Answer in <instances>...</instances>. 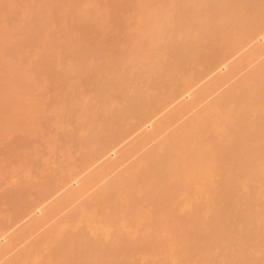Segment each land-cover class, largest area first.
I'll list each match as a JSON object with an SVG mask.
<instances>
[{"label": "bare ground", "instance_id": "6f19581e", "mask_svg": "<svg viewBox=\"0 0 264 264\" xmlns=\"http://www.w3.org/2000/svg\"><path fill=\"white\" fill-rule=\"evenodd\" d=\"M108 2L106 5L105 0H35L33 3L31 0H0V119L3 122L0 120V143L7 140L4 136L9 137L16 132V136L19 135L15 139L18 140L16 147L22 143L25 150L30 140L26 136L28 134H24L26 131L29 135L38 133L43 138V145L49 146L50 142L52 146V142H58V135L53 139L48 130L56 129L60 138L65 136L64 142L70 140L66 145L78 142L83 152L77 163L79 174L71 172L73 174L67 178V173V179L62 181V176L65 177L70 170V163L68 166L62 161L61 165L53 170L50 167L51 171L42 176V184L40 179L29 181L27 178L15 186L3 183L5 170L18 175L14 172L20 169L18 161L21 158L14 160L11 153L8 161L12 163L7 161V169L3 158L0 159V214L4 212L3 204L9 206L7 219L0 218V230L10 232L18 226L29 229L34 218L36 221L38 217H45L43 211L49 210L44 207L46 204L61 202L62 198H67L65 191L76 189L71 184L70 189L65 188L72 179L79 178V183L81 179L87 181L88 175L101 176L112 159L108 156L110 152L114 151L115 158L124 152L120 150L126 151V146H131L130 136L134 140H144V137L151 136H147L148 133L160 131L179 116L186 95L195 97L218 81V86L221 85V80L229 75L226 69L224 72L216 71L225 65L224 59L227 62L225 67L231 72L232 68H237V59V65L242 67L240 61L247 65L246 62L250 64L249 61H255L261 57L258 54L264 53V41L253 43L260 32H264V0ZM89 6L93 10H89ZM134 10L137 17L139 14V17H147H144L146 22H142L145 30L142 27L141 31H131V26L126 24L130 17L136 16ZM102 16L108 20L107 25L101 22ZM96 21L104 26L114 25L116 36L110 38L108 34L109 38H105L102 32L94 38L95 41L97 36L100 38L97 42L102 40L101 43L96 42L99 45L89 44V33L95 28L101 32L99 27H104ZM47 22L50 24L45 25ZM52 24H56L58 29L50 30ZM94 30L91 33L95 34ZM180 36L188 42H181L184 38L181 40ZM74 37L83 40L77 41L79 39ZM236 54L238 56L235 57ZM233 56L235 60L229 64L228 60ZM193 59L200 66H208L212 73L207 77H213L209 81L205 78V83V79L199 81L195 78L199 84H193L198 87L189 91L186 78L180 76L183 79H179V75H175V84L171 79L179 73L177 68L182 67L183 71V66L184 75H187L186 69L190 68L187 64ZM261 63L247 75L243 85L239 84L242 86L233 88L235 84L217 101L214 99L213 105L179 127L157 148L144 154L146 156L130 167L132 169H126L127 173L119 174L98 196L95 194L88 200V205L81 207L82 210L79 211L77 206L79 212L73 215L75 218L71 219V214L59 225L56 223L58 226L48 231L46 242L32 244L34 246H29L26 252L24 250L25 264H264V63ZM35 66H38V71L34 70ZM43 68L48 69L47 73ZM167 77L176 88L174 91L169 86L171 84L167 87ZM223 83L225 85L226 81ZM44 85L61 90L55 99L53 97L51 108L44 104ZM180 87L187 91L186 94L182 91L184 95H179ZM171 88V93H174V97H170L172 104L167 101L169 96L165 97L167 100H160L158 95L170 92ZM229 107L233 108L231 113L227 110ZM8 109L12 117L25 116L29 122L22 125L21 118L20 122L10 123L15 118H5ZM233 119L236 123L229 124ZM69 124L73 128L66 132ZM148 125L151 128L155 126V129L150 128L149 132ZM46 131L52 142L50 136V141L47 139ZM38 160L33 164L37 165ZM29 164L26 169L30 168L27 167ZM108 167L113 168L111 165ZM12 181L14 183V179ZM60 181L65 183L58 186ZM86 187L83 186L84 189ZM38 209L44 216H36ZM78 224L84 228L72 230ZM129 229L130 233L127 232ZM134 230L139 232L138 242L131 241ZM135 250L140 252L136 254ZM142 257L146 260L140 261ZM151 257H156V260Z\"/></svg>", "mask_w": 264, "mask_h": 264}, {"label": "rangeland", "instance_id": "374dc122", "mask_svg": "<svg viewBox=\"0 0 264 264\" xmlns=\"http://www.w3.org/2000/svg\"><path fill=\"white\" fill-rule=\"evenodd\" d=\"M30 1V0H29ZM35 1V0H34ZM33 0H31V2L33 3L34 2ZM105 2H107V4L106 5H108V0H105ZM2 5V4H1ZM113 6V5H112ZM111 6V7H112ZM134 6V5H133ZM136 6V5H135ZM134 6V7H135ZM5 7V5L3 4V8ZM110 7V6H109ZM114 7H115V5H114ZM89 10H93V8H92V6H89ZM113 8V7H112ZM110 9V8H109ZM114 9V11H115V8H113ZM117 9V8H116ZM136 9V8H135ZM137 9H139V8H137ZM130 10H132V9H130ZM111 11H113V10H111ZM140 11V10H139ZM132 12V11H131ZM136 12V13H135ZM133 13H135L136 14V16L134 15V14H130V15H134V16H132V17H130L129 18V20H127L128 21V23H126V24H128V25H130L131 26V31H135V30H138V31H141L140 30V28H144V23H142V22H146V19H144V17L145 16H143V17H139V15H138V17H137V11L136 10H134V12ZM106 15V14H105ZM109 17V16H108ZM134 17H137V18H134ZM54 18H57V17H54ZM99 18H101V16L100 17H98V19ZM102 18H104V16H102ZM106 18V17H105ZM102 19L101 20V22L102 23H104V24H106V21H108V20H106V19ZM145 18H147V17H145ZM97 19V20H98ZM110 19V18H109ZM131 19V20H130ZM138 21H137V20ZM141 19H142V21H141ZM51 20V19H50ZM54 20V19H53ZM52 20V21H53ZM56 20V19H55ZM58 20V19H57ZM103 20H104V22H103ZM133 20V21H132ZM135 20V21H134ZM110 21V20H109ZM130 21V22H129ZM49 22V21H48ZM47 22V24H45V25H48V24H50V23H48ZM56 22V21H55ZM58 22V21H57ZM56 22V23H57ZM96 22H98V23H100V24H102L100 21H96ZM111 22V21H110ZM141 22V23H140ZM53 23H54V21H53ZM109 23V22H108ZM107 23V24H108ZM104 24H102V25H100V26H104ZM106 24V25H107ZM140 24V25H139ZM44 24H43V26H45ZM56 25V24H55ZM55 25L53 26V24H52V26L51 27H49L50 28V30L53 28H57L58 29V26L60 27V25H59V23H57V27H55ZM109 25H111V24H109ZM133 25V26H132ZM111 26H114V25H111ZM111 26H104V27H99L102 31L100 32L99 31V29L98 28H95L96 30H94V31H96L97 32V34H96V32H95V34L94 33H91L92 31L91 30H89V31H91L90 33L88 32V30H86V32H88L89 33V35H88V37L90 38V39H88V37H87V42L89 43V44H94V43H96L100 38L98 37L99 35H101V33H102V35L105 37V38H112L113 37V35L114 36H116V33H115V30L113 29V28H115V26L114 27H112L111 28ZM125 26H127V25H125ZM129 26V27H130ZM138 26V27H137ZM129 27H127V28H129ZM136 27V28H135ZM45 28H47V27H45ZM118 28V27H117ZM122 29V28H121ZM43 30H44V28H43ZM99 32H98V31ZM106 30V31H105ZM144 30H145V28H144ZM46 31V30H45ZM105 31V32H104ZM114 31V32H113ZM130 32V31H129ZM143 32V31H142ZM145 32V31H144ZM143 32V33H144ZM87 33V34H88ZM98 33H100V34H98ZM114 33V34H113ZM121 33V32H120ZM131 33V32H130ZM83 34V33H82ZM86 34V33H85ZM90 34H94L93 36H90ZM108 34L110 35L109 37H108ZM121 34H123V31H122V33ZM262 34V35H261ZM96 35H98L97 36V41H95V39H96ZM112 35V36H111ZM79 36V35H78ZM235 37L234 38H236V34L234 35ZM257 36V34H255V37ZM82 37V36H81ZM104 37H102V38H104ZM73 38V37H72ZM91 38H93L92 40H91ZM95 38V39H94ZM184 37L183 36H180V39L182 40ZM74 39H75V37H74ZM77 39H79V40H77ZM77 39H75V40H77V41H81L82 42V38H78L77 37ZM179 39V40H180ZM94 40V41H93ZM180 40V41H181ZM186 38H184L181 42H183V41H185V42H183V43H186ZM198 41V39H195V41ZM102 41V40H101ZM101 41L100 42H97V43H101ZM264 41V32H260V34H259V37H258V39H257V37L255 38V40L253 41V43L254 42H263ZM74 42H76V41H74ZM80 42V43H81ZM94 42V43H93ZM180 42V43H181ZM187 42H188V40H187ZM77 43V42H76ZM96 43V44H97ZM182 43V44H183ZM264 43V42H263ZM75 44V43H74ZM95 44V45H96ZM251 44V43H250ZM249 44V45H250ZM76 45V44H75ZM95 45H92V47L94 46V47H96ZM97 45H99V44H97ZM248 45V46H249ZM264 47V46H263ZM263 47H261V48H263ZM260 48V49H261ZM260 49L258 50V51H260ZM263 50H264V48H263ZM262 50V51H263ZM257 51V54L259 53ZM241 52H239L238 53V55L240 54ZM263 52H261V55H259L258 54V56H261V57H258L257 55H255V56H257L258 58L257 59H255V58H252V60H254L255 59V61H249L250 62V64L248 63V62H246L247 63V65L246 64H244V65H242L243 64V62L242 61H240V62H242V64L239 62V64L242 66V67H240V66H238L237 64H238V59H237V61L235 62V63H237L235 66L237 67V68H235V69H233L232 68V74H231V72L229 71V70H227V68L225 67L226 66V64H227V62H226V60L224 59V63L223 64H225V65H223L222 67H219V68H217V70L216 71H218V69H219V72H220V70H221V72H224L225 71V69H226V72L228 71V72H230V73H228L227 72V74H231L232 75V77H231V75L229 76H226L224 79H226L227 77V79L226 80H221L222 82H220V84L221 85H219L218 86V83H219V81H218V83L216 84V83H214V85L215 86H211L210 88L208 87V89H214V90H208L207 88V90L206 89H204V91L201 93V94H196L195 95V97H194V95H193V97L195 98H193L192 97V95L191 96H189L188 97V95H186L187 97H185V101H184V103H183V105H185V106H183V105H179L180 107H181V110L179 111L180 113L178 114L179 116H175L174 118H173V121L171 120L168 124H166L165 126H164V128H162V129H160V131H157V132H155V133H153L152 131L153 130H151V132L152 133H146L147 134V136L148 135H150L151 134V136H148L147 138L146 137H144V136H146V135H144L143 137L145 138V139H147V140H145L144 138V140H142L141 139V141H140V138H135V140L130 136L129 137V141L131 142V146L130 147H128V145L126 146V148L125 149H130V150H132L133 148L135 149V150H132V151H130V150H120V151H124L123 153L121 152V153H119L120 155H118V157H117V155H116V157L114 158V156H115V153H114V151L112 150L111 152H110V154L108 155V156H110L112 159H115V161L114 160H112L111 159V161L107 164V168H109V170H107V168H106V170H105V173H104V171H103V174H100L101 176H97V175H93V176H91V177H89V175L86 177V179H87V181L85 182L84 180H82L81 179V181H84L85 183H81V181L78 183L77 181H78V179L79 178H74V180L72 179V181H70V183L69 184H67V186L65 187L66 189L70 186V184H71V187H75L76 189H73V188H71V187H69V189L71 188L73 191H65L64 192V196L65 195H67V198L65 199V198H62L61 199V202H60V200H58V201H53V203H48V204H46L44 207H48V209L50 210H47V214H45L46 213V210L45 211H43L44 212V215H45V217L43 218V217H36L37 218V222L35 221V218H34V222L31 224V226L29 227V229H27L26 228V230H24V228H22V227H20V226H18L17 228L15 227V228H13L14 229V232H13V229L10 231V232H8L7 230H0V238H2V239H0V264H25V262L27 261L26 260V258L27 257H25V253L24 252H26L29 248H31V246H34L35 244H38V243H41V242H44L45 240H46V238H47V236L49 235V232H51V230H52V228H56L58 225H59V223H61L62 221H64V219L65 218H70L69 216L71 215V219L72 218H75V216H76V214L80 211V210H82L83 208H81V207H83L84 205L85 206H87L88 204L87 203H89V201L88 200H91V199H93L94 198V196H95V194H96V196H98L103 190H105L107 187H108V185H109V183H113L114 181H115V179H117L120 175H122V173L124 172V174L125 173H127L130 169H132V168H130V167H134V164L136 165L137 163L136 162H139V161H141L146 155H144V154H146L147 152L149 153L150 151H152L153 149H155V148H157L158 146L157 145H159L162 141H164V139H167L171 134H173V133H175V132H177L176 130H178V129H180L182 126H184L185 124H187V123H189L188 121H192L193 119L192 118H194V117H196L198 114H199V112H202L203 111V109H207V108H209L211 105H213L214 103H215V100L214 99H216V101L219 99V97L220 96H222V94H224L225 92H227L228 90H230L235 84L237 85H235L233 88H236V87H240V86H242L243 85V82H244V80H245V78L247 77V75H249L252 71H254V68L256 69L258 66H261L262 65V63L261 62H263L264 63V53L262 54ZM237 54L235 55V57L236 56H238ZM234 56L232 57V58H230L229 60H228V63L230 62H232L233 63V59L235 58ZM194 58V57H193ZM195 59H196V57H195ZM195 59H193V60H195ZM193 60H191L190 61V64H187V66L188 67H190L191 68V70H190V68H189V70H187L186 69V71H190L189 73L188 72H185V74H187V75H184V66H183V71H182V67L179 69V68H177V70H176V72H179V73H177V74H174V76L172 77V76H170V77H172V83L173 84H175V78H176V76L175 75H179L178 76V78L180 77V76H182V77H184V78H186L188 81H189V89H187V90H196L195 88L196 87H198V86H195V84H193V83H197V84H199L196 80H195V78L196 79H198L199 81H201V79L203 78V79H205V78H207V80L209 79V78H211V77H213V75H211V77H207V74H208V76L210 75V73H212V72H210V70H209V68H208V66H200L196 61L197 60H195V61H193ZM235 60V59H234ZM241 60V59H240ZM251 62H253V63H251ZM194 63H197V64H194ZM229 63V64H230ZM245 63V62H244ZM261 65H260V64ZM189 65H191V66H189ZM197 65V66H196ZM194 66H196V67H194ZM233 66H234V64H233ZM232 66V67H233ZM244 66L246 67V68H244ZM255 66V67H254ZM32 67H34V66H32ZM36 67V66H35ZM41 68H42V66H40ZM45 67V66H44ZM57 67V66H56ZM94 67V66H93ZM98 67V66H97ZM186 67V66H185ZM194 67V68H193ZM227 67H228V65H227ZM230 67V66H229ZM241 69H240V68ZM38 68V66L36 67V68H34V70L35 71H38L39 69H37ZM46 68V67H45ZM45 68H43L44 69V71H45V73H47L46 71L48 70H45ZM95 69H96V67H94ZM196 71V73H195V75H194V70ZM199 68V69H198ZM206 68H207V70L209 71H207L206 70ZM221 68V69H220ZM37 69V70H36ZM43 69H40V71L41 70H43ZM60 69H62L61 68V66H60ZM223 69V70H222ZM32 70V69H31ZM56 70H58V69H56ZM179 70V71H178ZM197 70H199V73H200V75L197 73L198 71ZM206 70V71H205ZM33 71V70H32ZM32 71H31V74H33L32 73ZM34 71V73H37V72H35ZM44 71L42 72V73H44ZM59 71V70H58ZM175 71V70H174ZM181 71V72H180ZM194 71V72H193ZM236 73H235V72ZM30 72V71H29ZM49 72V71H48ZM207 72V73H206ZM50 73V72H49ZM173 73H175V72H173ZM181 73H183V75L181 74ZM214 73V72H213ZM30 74V73H29ZM190 76H189V75ZM226 74V75H227ZM197 75V77H195ZM206 75V76H205ZM246 75V76H245ZM187 76H188V78H187ZM194 76V77H193ZM200 76H201V78H200ZM88 77H90V75H88ZM169 77V78H170ZM182 77H180L181 79H183ZM244 77V78H243ZM179 78V79H180ZM231 78V79H230ZM78 79V78H77ZM230 79V80H229ZM243 79V80H242ZM170 79H168V77H167V82L169 81ZM206 79H205V81H203L204 83L207 81ZM210 80V79H209ZM208 80V81H209ZM173 81H175V82H173ZM223 81H226V83H225V85H224V83H223ZM240 81V82H239ZM242 81V82H241ZM171 81H169L168 83H167V87H169V86H171L172 88H173V91H174V89H176L174 86H173V84L172 83H170ZM217 82V81H216ZM2 83V81L0 82V85H2L1 84ZM209 83V82H208ZM242 84V85H239V84ZM168 84H171V85H169L168 86ZM196 84V85H197ZM3 85H4V83H3ZM195 86V87H190V86ZM239 85V86H238ZM53 87H55V86H52V88H51V86L50 85H44V87H43V89H45V94L46 93H48L47 94V96L44 94V96H45V102H44V104H47V106H48V108H51V106H53V100L55 99V95L59 92V93H61V90L58 88V87H56V88H53ZM182 87V86H181ZM180 87V88H181ZM218 87V88H217ZM219 87H220V89H219ZM3 88V87H2ZM63 87H61V89H62ZM172 88H171V91L169 92H164V95H162V93L161 94H159L158 96H159V98H160V100H165L166 98L165 97H167V96H169V98H168V102L169 103H171L172 102V100H171V98H173L174 96H173V94L171 93L172 92ZM180 88H178V90H179V95H184V93H185V89H184V91H183V87L180 89ZM65 89V87L63 88V90ZM46 90H47V92H46ZM60 90V91H59ZM184 93H183V92ZM202 91V90H201ZM210 91V92H209ZM183 94H182V93ZM187 92V91H186ZM206 92V93H205ZM58 93V94H59ZM175 93H177V92H175ZM186 94V93H185ZM203 94V95H202ZM48 95H49V97H48ZM52 95V96H51ZM166 95V96H165ZM175 95H177V94H175ZM178 95V96H179ZM162 96L164 97L163 99H162ZM46 97H47V99H46ZM51 97V98H50ZM53 97H54V99H53ZM171 97V98H170ZM203 99H202V98ZM207 97V98H206ZM190 98V99H189ZM199 98V100H196V99H198ZM170 99V100H169ZM193 99V100H192ZM50 100V101H49ZM190 100V101H189ZM46 101H48V103L46 102ZM53 101V102H52ZM192 101H193V103H192ZM195 101V102H194ZM52 102V103H51ZM187 102H189V103H187ZM50 103H51V105H50ZM192 103V104H191ZM213 103V104H212ZM172 104V103H171ZM211 104V105H210ZM195 105V106H194ZM182 106H183V108H182ZM184 107H185V109H184ZM189 109H188V108ZM207 107V108H206ZM10 109V108H9ZM9 109L7 110V111H9ZM202 109V110H201ZM227 110H230L229 112L231 113L232 112V110H233V108L231 107H229ZM183 111H185V112H183ZM187 111H189V112H187ZM228 112V113H229ZM10 113V114H9ZM12 112H8L7 114H6V116H5V118L6 119H8V120H10V119H13L14 120V118L12 117V115L13 114H11ZM11 115V116H10ZM10 116V117H9ZM222 116V115H221ZM12 117V118H11ZM1 118V117H0ZM21 118H22V122H21V124L23 125V124H26V121L27 122H29L28 120H29V118L26 116V118H28V120L27 119H25V116H19L17 119L15 118V121H12V122H10V123H13V122H16V120H18L19 122L21 121ZM24 118V119H23ZM66 119V118H65ZM1 120V119H0ZM67 120V121H66ZM65 121L66 122H68V119H66ZM232 120V119H231ZM3 121H4V118H3ZM7 121V120H6ZM44 121V120H43ZM1 122H2V120H1ZM0 122V123H1ZM172 122V123H171ZM232 122V121H231ZM69 123V122H68ZM233 123H236L235 122V120L233 119V122L232 123H229V124H231V125H233ZM2 124H3V122H2ZM2 124H0V125H2ZM71 124H69V125H67L66 126V128H65V130H66V132H67V130L68 131H70V130H72V125L70 126ZM150 125H148V127H147V130L149 129L150 130V128H151V126L149 127ZM169 126V127H168ZM155 127V126H154ZM154 127H152L151 129H155ZM180 127V128H179ZM23 129V128H22ZM70 129V130H69ZM24 130V129H23ZM148 130V131H149ZM25 131V130H24ZM52 131V130H51ZM51 131H49L48 130V132H50V133H52L51 134V136H53V139H55V137H56V134L58 135V139H57V141L59 142H52V139H51V136L48 134V132L46 131V136H48V138L47 139H49V136H50V139H51V142H52V146L50 145L51 143L49 142L50 141V139H49V146L47 145V146H45V144L43 145V138H42V136L41 135H38V133L37 134H32L31 135V133H30V135H29V133H26V131L24 132V134H28V135H26V136H28L27 138H28V140H29V142L28 143H26V146H27V149H26V147H24V149L25 150H23V144L21 143V145L22 146H20V147H16V146H18L17 145V141H15V139H16V137L17 136H19L18 134H17V136H16V132H14V133H12V135H10V133H9V137L8 136H4L5 138L7 137V140L5 139V140H3L2 141V143H0V159L2 160V158H3V162H4V165L6 166V169H7V163L9 162V163H12V162H10V161H8L9 160V158L11 159V155L13 154V156H14V160H16L17 159V161L18 160H20V158H21V160L20 161H18V162H20V163H22L21 165H20V163H18V162H15V164L16 163H18L19 164V168L20 169H17L16 170V172H14V173H17L18 175H15V177H11V175L12 176H14L13 175V172L12 171H10V170H5V172H4V175H3V180H2V182L3 183H5V184H9V186H15V185H17L18 183H19V181L21 180V179H23V178H27L26 180H29V179H31V180H34V179H40L41 180V184L42 183H44L43 181V179L44 178H42V176H44L45 177V175H47V173H48V171H51V169L53 170V169H55V168H57V165L59 166V165H61L63 162L64 163H66V164H68V166H69V163H70V166H69V169L70 170H68V172H66L65 173V177H63L62 176V178L63 179H61L62 181L64 180V179H67L68 177H70V174H73V173H71V172H74L75 174H79L80 172V168H78V165H77V163H78V161H80V159L82 158V149L80 148V144L78 143V142H69V144L68 145H66L67 144V142L68 141H70V140H65V142H64V138H65V136L63 137H59L60 136V134H58L57 132H56V129L55 130H53L52 132ZM156 131V130H155ZM164 131V132H163ZM19 132H20V130H19ZM22 132V131H21ZM29 132H31V131H29ZM150 132V131H149ZM158 132H160V133H158ZM18 133V132H17ZM34 133H36V132H34ZM220 134H222L221 132H219ZM21 134V133H20ZM62 134V133H61ZM157 134V135H156ZM23 135V134H22ZM22 135H20V136H22ZM156 135V136H155ZM219 135V134H218ZM12 136V137H11ZM24 136L25 135H23L22 137L24 138ZM37 136V137H36ZM45 136V135H44ZM43 136V137H44ZM137 136V135H136ZM216 136H217V134H216ZM15 137V138H14ZM39 137V138H38ZM138 137V136H137ZM153 137H155V138H153ZM218 137H221V135L220 136H218ZM10 138V139H9ZM45 138L46 137H44V140H45ZM69 138V137H68ZM67 138V139H68ZM149 138V139H148ZM2 139V138H1ZM17 139H20L19 140V142L20 141H22V139L21 138H17ZM32 139V140H31ZM34 139V140H33ZM131 139H132V141H131ZM11 140V141H10ZM25 140H27V139H25ZM138 140V141H137ZM8 141V142H7ZM13 141V142H12ZM14 141H15V143H14ZM56 141V140H55ZM67 141V142H66ZM145 141V142H144ZM23 142H24V140H23ZM31 142V143H30ZM135 142V143H134ZM139 142V143H138ZM143 142H144V144H143ZM13 143V144H12ZM45 143H46V141H45ZM58 143V144H57ZM65 143V144H64ZM134 143V144H133ZM138 145H137V144ZM142 143V144H141ZM27 144H29V145H27ZM65 145V146H64ZM134 145H137V147L136 146H134ZM142 145V146H141ZM145 145V146H144ZM6 146V147H5ZM8 146V147H7ZM13 146V147H12ZM28 146H30L29 148H28ZM64 146V147H63ZM10 147V148H9ZM5 148V149H4ZM6 148L8 149V153L7 152H5V151H7L6 150ZM71 148V149H70ZM10 149H12V150H10ZM17 151H16V150ZM21 149V150H20ZM43 149V150H42ZM63 149V150H62ZM5 150V151H4ZM31 150V151H30ZM67 150V151H66ZM115 150V149H114ZM47 151V152H46ZM50 151V152H49ZM119 151V152H120ZM133 151H135V152H133ZM6 154H5V153ZM41 152V153H40ZM126 152V153H125ZM128 152V153H127ZM12 153V154H11ZM18 155H17V154ZM47 153V154H46ZM52 153V154H51ZM81 153V154H80ZM130 153V154H129ZM8 154H9V156H8ZM11 154V155H10ZM40 154H41V156H40ZM73 154V155H72ZM76 154V155H75ZM117 154V153H116ZM123 154H125L126 155V157H125V155H123ZM66 155H69V157L68 156H66ZM76 157H75V156ZM121 155H123L122 157H119V156H121ZM127 155H129V156H127ZM19 156V157H18ZM39 156V157H38ZM144 156V157H143ZM9 157V158H8ZM17 157V158H16ZM106 157H107V155H106ZM5 158V159H4ZM8 158V159H7ZM39 161V163L38 164H40L39 165V167H38V164L36 165V164H33V161L34 160H36V159ZM119 158V159H118ZM24 161H23V160ZM26 159V160H25ZM13 160V159H12ZM123 160V161H122ZM8 161V162H7ZM22 161V162H21ZM27 161H30L29 163L27 162ZM63 161V162H62ZM73 161V162H72ZM114 161V162H113ZM116 161H117V163H116ZM119 161H121V162H119ZM59 162V163H58ZM111 162H113L112 164H111ZM32 163V164H31ZM56 163V164H55ZM72 163V164H71ZM116 163V164H115ZM7 164V165H6ZM17 164V165H18ZM27 164H29L27 167H30V168H27L26 169V165ZM76 164V165H75ZM10 165V164H9ZM23 165V166H22ZM33 165V166H32ZM108 165H111V167H113V168H111L110 169V167H108ZM114 165V166H113ZM13 167H15L14 165H12ZM9 167V166H8ZM13 167H12V169H13ZM16 167H18V166H16ZM22 167V168H21ZM42 167V168H41ZM46 167H47V169L49 168L50 169V167H51V169L49 170H46ZM53 167V168H52ZM55 167V168H54ZM116 167V168H115ZM32 168V169H31ZM92 168H93V166H92ZM127 168H130V169H127ZM9 169H11V167H9ZM11 169V170H12ZM24 169H25V171H24ZM41 169H42V171H41ZM43 169L45 170V172L43 171ZM74 169H76L75 171H73ZM91 169V168H90ZM114 169V170H113ZM126 169L128 170V171H126ZM39 170H40V172H39ZM72 170V171H71ZM78 170V171H77ZM15 171V170H14ZM19 171V172H18ZM47 171V172H46ZM89 171V169L87 170V172ZM110 171V172H109ZM126 171V172H125ZM8 172V173H7ZM70 172V173H69ZM77 172V173H76ZM79 172V173H78ZM67 173L69 174V176L67 175ZM86 173V171L84 172V174ZM109 173V174H108ZM24 174V175H23ZM26 174V175H25ZM30 174L32 175V176H30ZM44 174V175H43ZM93 174V173H92ZM96 174V173H95ZM120 174V175H119ZM23 175V176H22ZM66 175H67V178H66ZM82 175V174H81ZM90 175H91V173H90ZM108 175V176H107ZM119 175V176H118ZM41 176V177H40ZM95 176H96V178H98V179H96L95 178ZM118 176V177H117ZM6 177V178H5ZM18 177H20V178H18ZM22 177V178H21ZM32 177H34V178H32ZM84 177V176H83ZM88 177H89V180H88ZM100 177V178H99ZM101 177L104 179H101ZM117 177V178H116ZM7 178H9L8 180H7ZM90 178L93 180H90ZM14 179V183H12L13 180ZM16 179V180H15ZM21 180L20 182H25L26 180ZM76 179V180H75ZM94 179H95V181H94ZM114 180V181H113ZM10 181V182H9ZM12 181V182H11ZM30 181V180H29ZM62 181H60V183L58 182V186H59V184H62ZM74 181V182H73ZM91 181H92V183H91ZM113 181V182H112ZM8 182V183H7ZM18 182V183H17ZM71 182H73V183H71ZM64 183H65V181H64ZM63 183V184H64ZM81 183V184H80ZM11 184V185H10ZM14 184V185H13ZM62 184V185H63ZM76 184V185H75ZM80 184V185H79ZM62 185H60V187L62 186ZM79 185V186H78ZM90 185V186H89ZM4 186H6V185H4ZM77 186H78V188H77ZM82 186V187H81ZM83 186L84 187H86V189H84L83 188ZM107 186V187H106ZM88 188V189H87ZM105 188V189H104ZM64 189V188H63ZM75 190V191H74ZM80 190V191H79ZM83 191V192H82ZM67 193V194H66ZM69 193V194H68ZM71 193L73 194V195H71ZM81 194V195H80ZM69 196V197H68ZM76 197H77V199H76ZM69 198V199H68ZM64 199V200H63ZM51 200H53L52 198H51ZM50 200V201H51ZM69 200V201H68ZM72 200V201H71ZM50 201H47V202H50ZM67 201V202H66ZM46 202V203H47ZM65 205V206H64ZM61 206V207H60ZM63 206V207H62ZM77 206H78V209H79V211H78V209H77ZM84 206V207H85ZM51 207V208H50ZM54 207H55V209H54ZM152 207V206H151ZM2 208H4L3 209V211L4 212H2L1 214H0V218H2V219H4V220H6L7 219V217H8V215H9V206H7L6 204H3L2 205ZM5 208H7V209H5ZM62 208V209H61ZM40 209V208H39ZM37 210V215L36 216H44V215H41L43 212L42 211H40V210ZM45 209V208H44ZM44 209H42V210H44ZM52 209V210H51ZM58 209V210H57ZM6 211V212H5ZM7 212H8V214H7ZM42 212V213H41ZM54 212V213H53ZM74 212H75V214H74ZM6 214V216H5V214ZM39 213H41V214H39ZM73 215H75L74 217H73ZM43 218V219H42ZM66 220V219H65ZM44 222V223H43ZM46 222V223H45ZM58 225H57V224ZM33 225H35L34 226V228L32 227ZM77 225V224H76ZM42 226V227H41ZM56 226V227H55ZM113 226V225H112ZM116 226V225H115ZM78 227V228H77ZM83 226L82 225H80V224H78V226H75L74 225V227H73V229L72 230H76V231H79V230H81V229H83L82 228ZM114 227V226H113ZM19 228H21L20 230L21 231H19ZM75 228V229H74ZM115 228V227H114ZM33 230V232H32V230ZM17 230V231H16ZM22 230L24 231L23 233H22ZM29 230V231H28ZM131 229H129V231H127V232H131L130 231ZM133 230V229H132ZM137 230V229H136ZM16 231V232H15ZM27 231V232H26ZM49 231V232H48ZM125 231V232H126ZM47 232V233H46ZM2 233V234H1ZM20 233H22V234H20ZM26 233V234H25ZM32 233V234H31ZM12 234V235H11ZM125 234V233H124ZM127 234V233H126ZM132 234V236L134 237V239H132L131 241L133 242V241H135V242H138L139 240H138V236H139V232L138 231H135L134 230V232L133 233H131ZM24 235V236H23ZM19 236H21V238H19ZM23 236V237H22ZM125 237H126V235H124ZM128 236V235H127ZM25 237V238H24ZM129 237H130V235H129ZM128 238V237H127ZM141 238V237H140ZM15 239H16V241H15ZM39 239V240H38ZM41 239V240H40ZM43 239V240H42ZM136 239L138 240V241H136ZM11 240V241H10ZM35 240H37L36 242H35ZM13 241V242H12ZM22 241V242H21ZM130 241V242H131ZM11 242V243H10ZM20 242V243H19ZM46 242V241H45ZM14 243H15V245H14ZM141 243V242H140ZM140 243H139V245H140ZM142 243H144V242H142ZM32 244H34V245H32ZM45 245L47 244V243H44ZM13 245V246H12ZM133 245V244H132ZM138 245V246H139ZM142 246L140 247V248H142L143 247V244H141ZM30 246V247H29ZM29 247V248H28ZM137 247V246H136ZM135 247V248H136ZM180 247H181V245H180ZM25 248V249H24ZM145 248V247H144ZM143 248V249H144ZM139 249V248H138ZM146 249V248H145ZM144 249V250H145ZM25 250V251H24ZM142 250V249H141ZM24 251V252H23ZM135 252H136V254H138L139 252H138V250L136 251L135 250ZM142 252V251H141ZM144 252V251H143ZM135 254V255H136ZM141 254V253H140ZM139 254V255H140ZM22 256H24V257H22ZM146 257H148V256H146ZM158 258H159V256H157ZM141 258V257H140ZM139 258V259H140ZM156 257H151V259H154V260H156L155 259ZM160 258L162 259V257L160 256ZM146 259H143V257H142V259H140V261H145ZM147 260H148V258H147ZM163 260H164V258H163ZM163 260L162 261H160V260H158L159 261V263L160 262H163ZM178 260H180V258L178 259ZM177 260V261H178ZM149 261V260H148ZM147 261V262H148ZM142 264H143V262H142ZM145 264V263H144ZM147 264H149V263H147Z\"/></svg>", "mask_w": 264, "mask_h": 264}]
</instances>
